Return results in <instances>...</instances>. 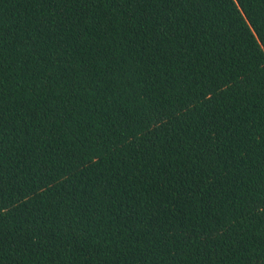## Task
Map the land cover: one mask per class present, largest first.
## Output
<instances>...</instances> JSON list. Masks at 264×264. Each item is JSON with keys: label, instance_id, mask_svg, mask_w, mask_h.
Here are the masks:
<instances>
[{"label": "trees", "instance_id": "obj_1", "mask_svg": "<svg viewBox=\"0 0 264 264\" xmlns=\"http://www.w3.org/2000/svg\"><path fill=\"white\" fill-rule=\"evenodd\" d=\"M0 264H264V0H0Z\"/></svg>", "mask_w": 264, "mask_h": 264}]
</instances>
